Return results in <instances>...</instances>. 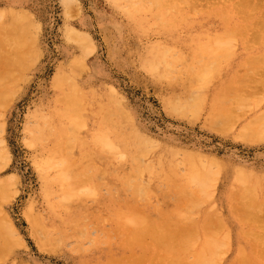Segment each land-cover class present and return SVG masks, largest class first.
Instances as JSON below:
<instances>
[{
    "label": "bare ground",
    "instance_id": "6f19581e",
    "mask_svg": "<svg viewBox=\"0 0 264 264\" xmlns=\"http://www.w3.org/2000/svg\"><path fill=\"white\" fill-rule=\"evenodd\" d=\"M61 1L65 9L64 13L68 15L72 10L71 8L75 6L76 0ZM108 1L127 16L136 18L137 22L144 23L148 20H151L153 24L162 22L163 26L159 28V31L162 30L161 32L166 34L170 27L185 29L187 30L186 34L193 37L197 45L200 41L207 44V47L204 49H207L208 53L225 54L224 60H230V68L234 74L231 75L227 82H220L219 85L214 88L209 102H207V95L203 91L204 86L199 85L200 76L198 75L199 73H197L189 77L185 87L180 88V90L170 95L166 107L170 113L181 116L186 115L188 111L195 115L197 113L199 114L206 105L205 126L218 133L231 131L235 122L239 119V112L243 111V105L247 108L248 105L245 104L250 101L249 98L252 96L251 92L247 91V86L250 82H260V79L257 80V77L264 71V0ZM74 9H77L76 6ZM30 12L24 8H16V6L0 8V16L3 14L4 16L6 15L8 19L10 18V20H12V23L21 28L20 31L23 30L24 33H30L31 40V37H36V33L39 32V25ZM8 25L9 23H7V26ZM75 28L68 27L64 29V38L69 41V43L73 42L76 44L81 50L78 57L72 58V62H75V64L77 62L79 65H82V63L84 64V56L94 50V44L86 32ZM11 29L14 28L11 27ZM11 32L12 31H10V33ZM10 33L8 32V34ZM4 34L5 33H3V35ZM19 37L21 36H18V38ZM28 39L26 40L29 42ZM1 40L2 39H0V45H2ZM19 40H21V38ZM23 40H21L22 42L19 41L22 47L24 46L23 42H26ZM3 41L4 40H2V42ZM32 41L33 40L30 42ZM36 41L34 40L33 42L36 43ZM15 42L18 41L16 40ZM3 44H5V41ZM28 44H30L29 46L32 45V43ZM6 46L8 47L9 45H5V48ZM14 46L18 47L15 44L12 47ZM22 47L20 46V49H22ZM167 47L168 46L163 43L152 45L147 50V55L142 60L143 66L156 78L160 77V75H168L170 73L169 70L160 69L159 67L163 61L167 64H171L172 62L171 58L169 60L165 59V57L169 56V53L166 51ZM9 50L11 49H8V51ZM17 50L19 52V49ZM8 51L4 54H7ZM30 51H32V48ZM233 51L242 53V55H240L241 58L238 57L240 58L239 60H231L230 56L234 55ZM11 53L15 55L16 52ZM28 55L30 56V53ZM34 55H37V53L35 54L33 49V56ZM7 57L5 56V59ZM15 59L13 58L14 61ZM6 60L10 62V59ZM17 63H20V61ZM15 65L17 64L13 66ZM71 67H73L72 64ZM81 68H83V66L80 67V69ZM219 68H221L220 63L217 64L215 69ZM259 68L260 70H258ZM77 72L79 73V71ZM76 74L74 73L73 75ZM263 74H261V76H263ZM61 75L62 74L59 76ZM67 79L71 80L72 78L69 77ZM263 83L264 82L261 84ZM54 85L55 84H52V86ZM57 85H59V82ZM252 85L255 86L253 83ZM70 86L71 85H69V87ZM259 86L262 87V85ZM54 87L56 88V85ZM75 89L77 88L74 87V89L72 88V93L70 90V94H66L64 97L61 96L62 99H57L60 103L62 102L64 106L62 110L53 107L48 117L39 114L42 116L40 117V126L38 127L37 125L36 129L29 128L30 134L32 132L36 133V135L32 137L28 135L30 136L28 143L30 145H35L39 150L40 156L38 158L37 167L42 177L44 196L48 198L55 193L54 190L56 189L59 192L58 202L48 203V208L51 211L50 215L57 217L61 214L55 212L56 210L66 212L70 210V205L77 206V204L80 203L78 200L81 197H79L77 193L80 195L83 194L77 191H82V189L86 193H91L92 191L94 193L92 196L94 195L97 197L98 194L96 192L100 185V177L108 181L107 185H109V189H111L116 185V182H120L119 179H115L117 175L120 176L119 172L128 170L131 167L136 170L138 176L136 178V183L138 186L142 187L144 185L145 188H147L148 186L145 182L149 181L153 176H159L165 180V189L168 190L161 192L159 195H165L167 197L173 196L177 199V202L183 204V208L178 206L176 208L170 207L162 208L157 211H149L150 208L147 202H149L150 195L146 191H139L138 188L136 191L138 194L135 196L138 198L137 209L135 208L136 204H132L131 201H121V199L119 201L114 199L116 197H114L112 201L106 202L108 205L105 211L108 212V220L111 223L108 229L116 230L115 232L111 230L108 235L101 234L93 238L92 244L96 246L99 244L102 245V248L103 246H105V248L107 245L110 246L107 251L103 252L104 256L101 257V259H99L100 256H98L95 264H264V217L260 216V210L264 207V180H260L253 175H248V172L242 168L230 169L232 173H230L228 178L229 184L225 192L221 195L219 206L217 208L214 207L210 212L201 210L200 208H202L208 200L211 202L214 196L215 183L220 176L217 162L213 165V160L209 162L210 159L207 161L202 154L195 152H188L183 156L181 161H177L173 156V151L159 150L158 145H154L152 142L150 143L147 137L137 134L138 131L135 135V130L133 132L125 130L122 127V123L128 118L126 115L127 113L125 114L122 112L123 114H121L117 112L118 110L116 111L107 107L109 106L107 102L109 100L112 101L111 99H108L105 103L104 100L102 101L99 98L96 99V97H94L95 95L88 94L87 91V93H84L86 97L83 103V101H79L78 95H75ZM111 89L112 91L114 90L113 88ZM252 89L253 88H251V91ZM258 90L259 89H257V91ZM77 91L80 90L77 89ZM61 92L63 91L61 90ZM114 93L115 92H112V94ZM79 94H81V92ZM3 96L4 94L2 93L0 98ZM256 96L257 98L259 97L258 95L252 96V101H254ZM261 99L263 98L261 97ZM2 100L4 101V99ZM2 100L0 101V110L5 109L8 105L7 103H10L7 100L8 102L5 101L7 105H5ZM263 100L256 99L257 102H255L260 104V101ZM116 104L115 106L118 105ZM250 105L251 104H249V106ZM256 105L254 106L255 108ZM249 106L248 108L251 110ZM235 107H240L242 110L238 109L239 112H236L237 108L235 109ZM248 108L246 110H248ZM122 115H124V117ZM2 117L3 114L0 112V168H3L10 161V153L5 146L3 137L4 122L1 119ZM83 118L89 119L92 123L97 125L95 126V130L93 129L95 138L93 140H95L96 144H99L102 149L103 147L107 149L108 155L105 159H108L107 162L109 164L107 167H102L94 161L95 166L93 167L92 175L87 185L89 187L85 189L84 186L83 188L82 186L85 182L83 183L80 181V185L82 184L80 188L82 189L77 190V186L79 187L80 185H75L73 183L74 181L75 183L78 182L76 180L84 177V174L79 169L81 167H73L68 163L66 169H59L61 171L56 175L54 174V177H51L48 170L52 168L50 166L51 162H60L62 166L63 163L69 162V160L71 161V157L78 156L79 153L76 152H80L79 149H82L79 145L82 139L78 138L80 139L78 140L75 139V137H79L77 132L80 130V127L85 126L83 125L85 123ZM50 122H53L52 126L49 125ZM263 127L264 110L246 119V121L240 125L235 136L236 138L246 141H262V139L264 140ZM52 135H59L60 139L58 137V139L51 140ZM49 141H51V146L48 144ZM80 144H83V142ZM62 151H64L63 156L65 155V157L56 159V156L58 157L59 153ZM83 162H85V160ZM89 162L91 163V160ZM60 164L58 163L56 165ZM56 165L54 164V166ZM92 165H94V163H92ZM215 165L216 167H214ZM89 171L88 174L90 173ZM114 172V179H110L109 175ZM86 176L87 174L85 177ZM14 179L15 177L13 174H8L3 177V179H0V194H2L1 190L9 189L10 186L15 184ZM68 179L73 181L69 183L66 181ZM167 181L171 182L169 183ZM53 183L57 184L54 188ZM124 184H126V182ZM74 188H76L77 191H75ZM134 189H136V187ZM233 189H235V191ZM112 190H114V188H112ZM149 190L152 194H157L154 187L149 188ZM13 192L14 191H12V194ZM6 193L4 196L9 195H6ZM86 193L84 195H87ZM89 195L90 194L87 196L89 197ZM6 200H8V198H6ZM96 202V204H98L99 200H96ZM166 203L170 206L169 202ZM224 203L226 204L229 216L220 212V207H222ZM29 208L31 210V207ZM180 209L185 212L184 217L176 212ZM89 210L90 209H85V212ZM192 210L198 211L196 216L193 215ZM152 212H157V214L155 215ZM28 216L32 225L41 229L40 238L42 237L47 240L45 237L49 235L50 229L58 228L56 225L57 228L53 226L54 223L47 224L45 217L32 213H29ZM25 217L27 218V216ZM70 217L75 218L77 215L70 213ZM101 217V212L94 208L91 213L85 215L84 219L80 221L75 229H81L84 225L87 227L93 225L96 226L97 229H107L101 226ZM231 222L234 223L233 230L231 229ZM42 238L39 239L41 248L44 246ZM111 238H114V240L109 244ZM22 241L13 222L2 211L0 206V264H3L6 254L8 255L7 247L11 244L14 246L13 243L18 242L22 244ZM45 247L43 248L45 249ZM104 250L105 249H103V251ZM46 251L48 252V250ZM50 251L49 248V252ZM55 251H57V249ZM228 252H231V255L229 258H225Z\"/></svg>",
    "mask_w": 264,
    "mask_h": 264
},
{
    "label": "rangeland",
    "instance_id": "374dc122",
    "mask_svg": "<svg viewBox=\"0 0 264 264\" xmlns=\"http://www.w3.org/2000/svg\"><path fill=\"white\" fill-rule=\"evenodd\" d=\"M110 4L108 0H76L75 6L77 11L74 9V6L67 15L64 13L65 9L61 0H0V8L16 6V8L20 7L29 12L31 11L30 13L33 14L39 25V32L36 33V37H31L33 41L37 39L36 43L33 41L30 42V33L28 34L25 32V34L23 30L20 31L21 28L12 23V20H10V18L8 19L6 15L4 16L3 14L0 16V35L5 33L3 36H0V39L5 41V44H3L4 41L2 42L1 40L2 45H0V93L4 94L0 99H4V101L2 100L3 104H8L5 109L1 108L2 110H0V112L3 114L1 119L4 122L3 137L5 146L10 153L9 163L3 168H0V179H3V177L8 174H13L15 177L14 185L10 186L9 189L1 190L0 206L2 211L13 222L18 234L23 240L22 244L18 242L13 243L14 246L11 244L7 247L8 255L6 254L3 264H95L98 256H100L99 259H101V257L104 256L103 252L107 251L110 246L107 245L106 248L105 246L102 248L100 244L96 246L92 244L93 238L101 234L108 235L111 230L113 232L116 230L108 229L111 223L108 220V212L105 211L108 205L106 202L112 201L113 198L116 197L114 199L119 201L120 199L121 201H131L132 204H136L135 208L137 209L138 198L135 197L138 194L136 192L137 188L139 191H146L150 195L149 202H147L150 208L149 211H157L162 208L170 207L176 208L178 206L183 208V204L177 202V199L173 196L167 197L165 195H159L161 192L167 190L165 189V180L159 176H153L149 181H146L147 188H145L144 185L142 187L138 186L136 183V178L138 176L136 170L132 167L123 172H119L120 176L117 175V178L115 177V179H119L120 182H116V185L112 187L114 190H112V188L109 189L110 186L107 185L108 181L100 177V185L96 192L98 194L97 197L94 195L92 196V194H94L92 191L91 193L83 191V189L80 188L82 185H80V181L83 183L85 182L82 186L83 188L84 186L85 189L89 187L87 185L90 181L89 178L92 175L95 162L102 167H107L109 164L107 162L108 159H105L108 155L107 149L105 147L102 149V147L93 140L95 139L93 129L95 130V126L97 125L92 123L91 120L83 118L85 120L83 125L85 126H82L83 128L80 127V130L77 132L79 137H75V139H82L80 143L83 142V144L79 143L82 149H79L80 152H76L79 153L78 156L71 157V161L69 160V162L63 163L62 166L60 162H58L60 165H56L58 164L56 161L55 163L51 162L50 166L52 168L50 167L51 169L48 170L51 177H54V174L56 175L61 171L59 169H66L68 163L73 167H81L82 169H79L84 174V177L76 180L78 181L76 183L74 181L73 184L80 185L79 187L77 186V190L82 189V191H77L76 188H74V190L83 193V196L76 192L79 197L81 196L78 200L80 203L77 204V206L70 205V210L66 212L54 210L60 213V216L56 217L50 215L51 211L48 208V203H57L59 192L56 189L54 190L55 193L48 198L44 196L42 177L37 167L38 158L40 156L39 150L35 145H30L28 143L29 137L36 135V133L32 132L30 134L29 128L36 129L37 125L39 127L41 124L40 117H48L53 107L62 110L64 106L62 102L60 103L57 99H62L64 95L70 94V92L72 93V88L74 89V87L80 90L77 91V89H75L76 91H74L75 95H78L77 97L80 102L85 99L86 96H84V93H87V91L88 94L95 95L94 97H96V99L99 98L102 101L104 100L105 103L108 99H111L112 101L109 100L107 102L109 105L107 107L116 111L118 110L117 112L121 114H123L122 112L125 114L127 113L126 115L128 118L126 121L129 122L124 121V124L122 123V127L125 130L130 132L135 130V135L138 131L137 134L147 137L150 143L152 142V144L158 145L159 150L173 151V156L177 161H181L186 153L195 152L202 154L207 161L210 159L209 162L213 160V165L217 162L220 176L215 183L214 196L211 202L208 200V202L200 208L201 210L210 212L214 207L217 208L219 206L221 195L225 192L229 184L228 178L230 173H232L230 169L242 168L248 172V175H253L260 180H264V140H259L260 142L255 141V143L254 141L242 140L235 136L240 125L246 121V119L264 110V83L261 84L264 82V71H262V73L259 72L263 74V76L260 74L259 77H257V80L260 79V82L255 81V83L249 81V85H251L247 86V91L251 92L253 97L258 95L259 99L256 96L254 101H252L253 97L249 95L251 96V98H249L250 101L248 102V99V103L246 102L247 104L245 105L249 106V104H251L249 106L251 110H249L250 108H248V106V110H246L247 108L243 105V107L241 106L243 111L239 112V110L242 109L240 107H235V109L237 108L236 112H239V119H236L237 121L233 129L229 132L218 133L205 126L206 105L203 110L196 115L189 111L186 115L181 116L170 113L166 107L170 95L180 90V88L185 87L189 77L197 73H199L198 75L200 76L199 85L204 86L203 91L207 95V102H209L214 88L218 86L220 82H227L231 75L234 74L230 68V60H224V53H208V50L204 49L207 47V44L200 41L197 45L194 38L186 34L187 30L185 29L170 27L166 34L161 32L162 30L159 31V28L163 26L162 22H157L155 24L151 23V20L145 21L144 23L137 22L136 18L127 16ZM6 22L9 23V27ZM11 27L14 29H11ZM68 27H76L75 29L86 32L94 44V50L84 56V64L82 63V65H79L77 62L76 64L72 62V58L78 57L81 50L76 44L73 42L69 43V41L64 38V29ZM10 31H12V34ZM8 32L10 34H8ZM18 36L21 37L18 38ZM22 37L26 42H28L26 40L28 39V43H32V45L29 46L30 44L23 42L24 46L22 47V44L19 42L23 40ZM20 38L21 40H19ZM160 43L168 46L166 51L169 53V56L165 57V59L169 60L171 58L172 62L171 64H167L163 61L159 65L160 69L169 70L170 73L168 75H160V77L156 78L143 66L142 60L147 55V50L152 45ZM12 44L18 47H12ZM5 45L9 46L5 48ZM20 46L22 49H20ZM31 48L32 51H30ZM8 49H11L9 50L10 53ZM17 49H19V52ZM33 49L37 55L33 56ZM6 51H8L7 54H4ZM11 52H16L19 55L16 53L14 55V53ZM233 52L234 55L230 56L231 60H239L242 53ZM5 56H9L6 59H10V62L5 59ZM11 56L14 59L16 58L15 61ZM11 60H13L14 63ZM19 61L21 64L17 63ZM69 62L73 67H71ZM218 63H220L221 68L215 69ZM14 64L17 65L13 66ZM22 66L25 67L23 68ZM82 66L83 68L80 69ZM258 70H260V68ZM77 71H79L80 76ZM59 72L62 75L64 74L63 77L66 76L64 78L62 75L59 76ZM74 73L77 74L73 75ZM67 76L72 79H67L69 78ZM74 80L76 85L74 84ZM58 82L59 85H57ZM252 83L255 84V86L252 85ZM52 84H55L56 88L54 87L55 85L52 86ZM69 85L71 86L69 87ZM259 85H262V87ZM111 88L114 90L112 91ZM251 88H253L252 91ZM257 89L259 90L257 91ZM58 90L60 92L62 90L63 92L60 93ZM76 92H81V94ZM112 92L115 93L112 94ZM261 97L263 99H261ZM256 99L263 101H260L259 104L256 103ZM7 100L10 103H7ZM84 102L85 101H83V103ZM254 103L259 105L255 104L256 108L258 106L257 109L254 107ZM115 104L117 106H115ZM122 116L124 117V115ZM49 125L52 126L53 122H50ZM58 137L59 135H52L51 140L58 139ZM48 144L50 145L51 141H49ZM62 152V154L59 153L60 156H56V159L65 157V155L63 156L64 151ZM81 159H84L86 163ZM90 160L91 163L89 162ZM92 163H94V165H92ZM54 164L56 166H54ZM214 167H216V165ZM87 170L90 172L89 174ZM86 174L87 176L85 177ZM114 175L115 172L109 175V178L114 179ZM66 181L70 183L73 180L68 179ZM125 182L126 184H124ZM167 182L170 183L171 181ZM56 185V183H53V188L56 187ZM125 185L128 186L126 187ZM135 187L136 189H134ZM152 187H154L157 193L156 195L150 192L149 188ZM233 190L235 191V189ZM12 191L16 193L13 192L12 194ZM5 193L6 195L9 194L8 196L11 197L4 196ZM85 193L87 195L90 194L89 197L84 195ZM6 198H8V200H6ZM1 199H5L4 202ZM96 200H99L98 204H96ZM166 202H169L170 206ZM29 207H31V210ZM94 208L101 212V226L107 229H97V227L93 225L90 227L84 225L81 229H75L80 221L84 219L85 215L91 213ZM85 209L90 210L85 212ZM176 212L182 217L185 215L182 209ZM192 212L193 215L196 216L198 211L192 210ZM220 212L228 215L225 203L220 207ZM29 213L45 217L47 224L54 223L53 226H58V228L55 226L57 229H50L49 235L45 237L48 242L41 237L44 243L43 247H47H45V249L43 247L41 248L39 240L41 239V229L32 225L28 216ZM70 213L76 214L77 217H70ZM152 213L155 215L157 214V212ZM25 216H27V218ZM260 216L264 217V207L260 210ZM233 224L234 223L231 222L232 230L234 229ZM113 240L114 238H111L109 244H111ZM55 246L58 252L55 251ZM49 248L51 250L50 252ZM43 249L45 251L48 250V252H45ZM103 249L105 250L103 251ZM230 255L231 252H228L225 258H229Z\"/></svg>",
    "mask_w": 264,
    "mask_h": 264
}]
</instances>
